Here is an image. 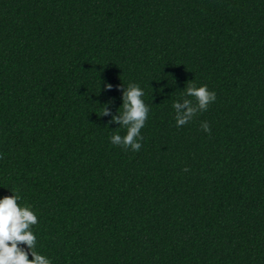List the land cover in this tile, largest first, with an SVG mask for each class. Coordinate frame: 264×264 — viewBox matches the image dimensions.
<instances>
[{
    "label": "trees",
    "instance_id": "trees-1",
    "mask_svg": "<svg viewBox=\"0 0 264 264\" xmlns=\"http://www.w3.org/2000/svg\"><path fill=\"white\" fill-rule=\"evenodd\" d=\"M190 81L216 100L177 127ZM130 84L139 151L101 116ZM11 193L50 264H264V0H0Z\"/></svg>",
    "mask_w": 264,
    "mask_h": 264
},
{
    "label": "clouds",
    "instance_id": "clouds-1",
    "mask_svg": "<svg viewBox=\"0 0 264 264\" xmlns=\"http://www.w3.org/2000/svg\"><path fill=\"white\" fill-rule=\"evenodd\" d=\"M116 87L122 90L120 107L123 111L113 115L109 107L105 105L101 116L110 115L109 124L114 123L127 129L123 137L114 134L111 137L112 144L139 151L142 145L138 141L143 139L140 136V130L144 127L149 112V107L142 99L144 92L136 84H130L127 89L122 88L121 85ZM112 88V84H104L105 90H112ZM185 95L193 97L195 102L184 99L182 102L173 103L177 127L191 121L198 112L206 111L209 104L216 100L214 91H209L207 86L196 87L191 81L188 83ZM201 128L205 132L210 131L207 122L202 123ZM19 200L20 196L12 193L0 198V264H50L49 259L33 250L36 237L31 231V226L37 224V216L29 207H20ZM21 245L26 247H21ZM29 255L32 257L31 260L28 258Z\"/></svg>",
    "mask_w": 264,
    "mask_h": 264
}]
</instances>
